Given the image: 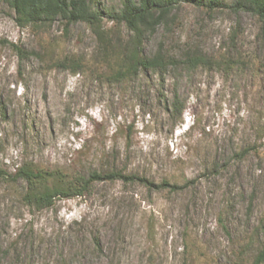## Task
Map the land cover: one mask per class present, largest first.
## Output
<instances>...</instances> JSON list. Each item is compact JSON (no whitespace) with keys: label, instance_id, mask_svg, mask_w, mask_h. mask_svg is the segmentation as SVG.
Masks as SVG:
<instances>
[{"label":"rangeland","instance_id":"374dc122","mask_svg":"<svg viewBox=\"0 0 264 264\" xmlns=\"http://www.w3.org/2000/svg\"><path fill=\"white\" fill-rule=\"evenodd\" d=\"M88 1L99 11L123 2ZM234 2L175 0L142 42L146 55L198 47L219 66L115 78L124 24L102 17V44L83 21L18 25L0 0V168L187 182L170 192L101 179L36 209L21 201L23 182L0 179V264H254L264 246V37ZM64 58L80 69L54 66Z\"/></svg>","mask_w":264,"mask_h":264},{"label":"trees","instance_id":"16d2710c","mask_svg":"<svg viewBox=\"0 0 264 264\" xmlns=\"http://www.w3.org/2000/svg\"><path fill=\"white\" fill-rule=\"evenodd\" d=\"M14 12V19L18 25L44 24L60 17L66 24L83 21L92 26L93 32L100 43L108 41L107 33L101 27L102 17H107L118 24H124L129 32L128 38L120 44L122 66L113 73V77L122 78L136 75L139 71L165 72L170 68L201 66H219L220 63L208 57L198 47L184 46L178 55L168 53L159 45L152 55L142 51L144 37L154 32L159 25L166 24L169 11L175 0H123L118 11H99L91 7L88 0H6ZM214 3V2H213ZM210 4V3H209ZM233 10H245L256 15L260 21V35L264 37V0H235L231 5ZM19 54H24L15 46ZM73 64V66H72ZM56 67H68L72 73L80 69L78 61L64 58L54 62ZM173 107L180 112L181 108L174 103ZM0 179L21 181L24 189L21 201L36 209L50 207L56 198L81 195L88 186L96 180H119L123 183H138L148 190L178 191L186 187L162 180L156 183L145 176L136 173H125L119 169L107 171H93L87 178L77 177L73 181L63 178L59 172L43 170L31 162L16 165L12 172L7 173L0 168ZM96 247L99 241L94 238ZM99 249V248H98ZM19 260V255H16ZM264 261V246L257 252L254 264Z\"/></svg>","mask_w":264,"mask_h":264}]
</instances>
